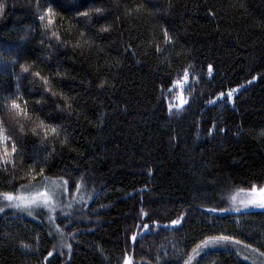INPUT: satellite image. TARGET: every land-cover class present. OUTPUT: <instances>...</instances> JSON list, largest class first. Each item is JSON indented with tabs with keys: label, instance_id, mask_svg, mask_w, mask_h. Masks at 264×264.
Segmentation results:
<instances>
[{
	"label": "trees",
	"instance_id": "1",
	"mask_svg": "<svg viewBox=\"0 0 264 264\" xmlns=\"http://www.w3.org/2000/svg\"><path fill=\"white\" fill-rule=\"evenodd\" d=\"M114 2L120 5L119 10L109 9L108 23L114 30L97 41L98 47L85 48L75 63L61 54L64 66L77 77L71 82V94L77 96L81 118L59 117L71 128L73 139L54 161L52 174L78 165L74 174L83 169L93 177L83 192L88 197L95 188L93 199L73 209L79 215L84 207L91 216L80 223L75 240L66 237L73 245L71 258L68 250H62L63 255L58 250L59 234L47 235L55 229L46 214L34 219H17L12 213L7 219L1 217L0 264H41L48 252H52L50 264H122L126 253H133L136 264H185L189 256L193 257L191 264H264L260 254L264 253V210L250 208L237 215L206 212L209 207H229L228 196L235 187L264 184V0H171V11L159 14L153 3L167 8L168 0ZM3 3L6 14L0 19V53L11 59L18 48L32 49L39 36L29 35L33 23L30 0ZM137 4L145 9L134 17L124 15L125 6L131 9ZM66 15L72 18L70 12ZM162 26L170 32L175 29L179 42L175 49L157 53L155 44L164 47ZM126 42L135 54L124 52ZM5 44L11 53L3 51ZM181 45L183 54L178 56ZM164 57L171 62L170 68ZM190 62L197 64L202 76L196 86L201 102L192 103L184 115L169 117L166 105L158 103V86L164 82L170 87L168 81L175 79V72ZM209 64L211 76L207 75ZM53 66L45 67L39 60L36 64L42 74ZM19 71L17 66L15 73ZM253 77L259 79L248 84ZM103 79L114 87L100 89ZM14 83L11 68L0 75V87ZM28 87L22 83L21 92L26 94ZM231 88H240L234 105L206 103ZM125 105L127 111H123ZM102 112L107 115L98 126ZM209 122L228 131L209 137ZM145 186L148 191L141 193ZM141 207L161 224H169L182 211L189 214L182 225L138 236L133 250L127 237L138 223L133 218ZM220 232L236 235L259 252L216 247L193 255L196 243ZM34 234L40 237L38 243ZM21 242L33 245L32 249L23 248Z\"/></svg>",
	"mask_w": 264,
	"mask_h": 264
},
{
	"label": "snow or ice",
	"instance_id": "2",
	"mask_svg": "<svg viewBox=\"0 0 264 264\" xmlns=\"http://www.w3.org/2000/svg\"><path fill=\"white\" fill-rule=\"evenodd\" d=\"M29 7V14L33 17L29 35L32 38L39 36L35 46L27 51L23 48L16 49V56L11 59L0 53V75L11 68L15 77L14 86L0 87V214H5V219H7L6 209L13 210L17 219L21 214L33 218H40L46 214L48 224L55 229V232L48 231L47 235L59 234L61 255L64 254L62 250L66 248L71 258L73 245L67 242L66 237L75 240L80 223L86 216H91V211L84 207L80 208L77 215L73 211L74 206L88 204L96 194V189H92V194L87 199L81 195L86 191V186L93 177L83 169H79L74 174L78 165H73L72 169L65 166L55 176L52 174L56 167L54 161L59 158L60 153L70 147L73 139L71 128L59 117L76 121L81 118L77 96L71 94V82L77 77L70 74L64 66L61 54L75 63L77 54L83 55L85 48L91 51L98 47L97 41L105 39V34H110L114 30L112 24L108 23L112 15L109 9L119 10L120 5L114 0H87V3L85 0H30ZM152 7L156 8L159 14L161 11L170 12L174 5L168 0L167 8L156 3H153ZM5 9V3L0 0V19L5 17ZM144 9L145 6L141 4L131 9L125 6L124 15L134 17ZM69 12L72 14L71 19L66 15ZM116 14L119 15V12L117 11ZM148 14L153 15L151 11ZM209 14L215 16V12L211 10ZM161 33V43L164 47L157 43L155 51L164 53L169 49H175L179 42V35L175 29L170 32L169 27L162 26ZM25 39L28 40L29 36H25ZM181 49V52L176 53L178 56L183 54L182 45ZM3 51L11 53L12 50L5 44ZM135 51L131 43L126 42L124 52L135 54ZM32 56H35V59H31ZM21 60L24 62L21 63ZM38 60L45 67L54 65L50 67L48 74H42V69L36 67ZM164 60L168 62L170 68L171 62L167 57H164ZM17 66L20 69L19 74L15 73ZM212 71V65H207L208 76L212 75ZM201 79L197 64L190 62L175 72V79L168 81L170 87H165L164 82L159 84L160 95L157 100L158 103L166 105L169 117L184 115L191 109L192 103L201 102V98L196 95V86ZM256 79L259 77H253L248 84ZM24 82L29 85L26 94L21 92V84ZM65 82H68L67 91H65ZM80 83L84 84V80L81 79ZM91 83L88 81L89 86ZM57 85L60 86L59 90H54ZM98 87L103 90L114 85H109L108 81L103 79ZM239 91L240 88L220 91L215 100L207 99L206 103L215 105L220 101L222 104L234 105L235 94ZM123 111H127L126 105ZM106 115L103 112L99 114L98 126L102 125ZM84 119H87L86 115ZM209 123L210 128L206 129L209 137L216 132L228 131L227 128L218 129L215 123ZM199 137L198 132L197 138ZM172 141L175 142L176 137H172ZM37 148L42 149V152H38ZM70 150L76 151L75 148ZM148 174L151 175V171ZM145 191H148L147 186L140 189L141 193ZM231 191H234V194L228 196L229 207H209L206 212L241 213L250 208L264 210V184L250 183L248 187H235ZM101 207L106 206L101 205ZM188 214L187 211H182L175 219H171L169 224H161L160 219L154 218L144 207H141L137 217L133 218L138 223L127 239L131 241L134 250L138 236L143 238L152 229H167L182 225ZM95 215L99 217L100 212L97 211ZM61 224L64 227H61ZM65 229L68 231L66 232ZM33 239L38 243L40 237L34 234ZM21 246L28 250L33 247L23 242ZM216 247L246 248L259 252V249H254L252 244L237 238L236 235L220 232L202 238L192 248V253L195 256L206 249ZM260 254L264 256V253ZM50 256L52 252H48L47 256L42 258L41 264H50L48 260ZM192 259L193 257L189 256L185 264H191ZM245 259L248 257L245 256ZM122 264H136L133 253H126L122 257Z\"/></svg>",
	"mask_w": 264,
	"mask_h": 264
},
{
	"label": "rangeland",
	"instance_id": "3",
	"mask_svg": "<svg viewBox=\"0 0 264 264\" xmlns=\"http://www.w3.org/2000/svg\"><path fill=\"white\" fill-rule=\"evenodd\" d=\"M238 93H236L235 94V96L237 95ZM232 194H234V193H232ZM81 195H84L83 193H81ZM85 196V195H84ZM85 199H87V196H85ZM75 205H79V204H75ZM6 211V214H9V213H12L13 214V210H11V209H6L5 210ZM59 211V210H58ZM231 214L233 213L234 215H237V213H235V212H230ZM3 216H5V214H0V218L1 217H3ZM20 216H22V217H24V218H27V219H34L33 217H28V216H26V215H23V214H21ZM59 236V235H58ZM59 239H60V237H58ZM68 240V239H67ZM68 242V241H67ZM58 250L61 252V249H60V246H59V248H58ZM63 250H67L66 248H64Z\"/></svg>",
	"mask_w": 264,
	"mask_h": 264
}]
</instances>
